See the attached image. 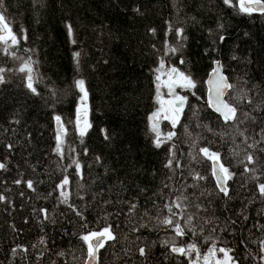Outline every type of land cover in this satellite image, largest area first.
Listing matches in <instances>:
<instances>
[{
	"label": "trees",
	"instance_id": "obj_1",
	"mask_svg": "<svg viewBox=\"0 0 264 264\" xmlns=\"http://www.w3.org/2000/svg\"><path fill=\"white\" fill-rule=\"evenodd\" d=\"M0 11L17 37L0 43V264H84L80 237L104 228L115 238L99 249L98 264H195L220 248L231 249L234 264L263 262L264 14L242 12L240 0H4ZM29 61L35 93L20 71ZM217 62L236 109L228 122L206 98ZM173 68L196 86H174L184 106L156 147L149 117L158 83L169 98L163 84ZM76 79L85 81L84 103ZM201 148L232 174L228 195ZM177 198L174 223L165 225V205ZM190 244L198 252L171 250Z\"/></svg>",
	"mask_w": 264,
	"mask_h": 264
},
{
	"label": "snow or ice",
	"instance_id": "obj_2",
	"mask_svg": "<svg viewBox=\"0 0 264 264\" xmlns=\"http://www.w3.org/2000/svg\"><path fill=\"white\" fill-rule=\"evenodd\" d=\"M225 4H230L231 0H224ZM4 7V0H0V10H2ZM240 10L242 12H247L251 14L253 11H259L262 14H264V2L262 0H249L248 4L245 3V0H240ZM154 31V30H153ZM68 32L69 35H72V28L71 26L68 27ZM178 34H180V31L178 30ZM11 41L12 45H15L17 43V37L13 34L12 29L9 27L7 21H6V16L3 14V11H0V43H3L5 45H8V42ZM75 42V41H73ZM5 51L7 52V47L5 48ZM174 52L175 49H172ZM79 57L80 53L75 52L73 53V59L76 63L77 68H79ZM33 61L26 62L23 67L20 68L21 72H27V87L29 90H31L33 93H35V88L33 87V67L32 64ZM218 65V62H217ZM161 68H163V63H161ZM159 71V70H157ZM171 73H176V69L173 68L170 70ZM216 75L219 77V80L217 82L218 87H217V102L214 103L212 100V97L210 96L209 98V105L210 107H213L214 110L218 113H220L221 116H223L225 122H228L230 120H234L236 118V109L229 104L223 102L222 100H219V96L222 95L223 93L220 91L221 87L222 88H230L231 85H229L225 78L223 76H219V65L217 68L214 70ZM0 72H3V69H0ZM180 79L183 81V86L188 87V88H195L196 84L194 80L190 77L187 76L183 73H176ZM156 81H160V76H156ZM4 79L3 76H0V83H3ZM75 88L78 89V91L82 94L80 99L81 102L84 103L87 100L88 92L85 86V81L84 79H76L74 81ZM161 85L158 83L157 84V100L160 99L159 96V90H160ZM169 93H172V88L169 87ZM186 98L184 97H175L173 101H169V104L172 106V111H173V118H172V126L175 127L176 123L179 119V112L183 109L184 106V101ZM178 102V103H177ZM78 113L80 109H77ZM159 115V112L153 113L152 116L149 117V121L151 124V130L155 133L156 135V141L155 145L156 147L160 146V132L158 130V124L155 122V118ZM165 118H168L166 115ZM57 124L60 126V128H63V125L60 124V117H56ZM90 127V125H88ZM87 128H84L80 131V135L83 136L86 132ZM174 133L169 132L167 135V139H171ZM107 138V137H106ZM57 140V145H56V152L61 153V145H62V137L60 132L57 133L56 136ZM251 147V145H249ZM200 152L207 158L211 159L213 161V175L216 177L217 181V186L220 188V190L225 194L228 195V188L226 186V181L231 178V173L229 172L228 168L224 167L222 164H219V155L217 153H212L209 152L207 148H201ZM248 163L253 162V157L249 155L247 157ZM74 164H76L77 172H79L80 166L77 162L73 161ZM218 165V167H217ZM166 167H171V161L168 162ZM5 165L3 163H0V169H4ZM245 171H251V169H248L247 167L245 168ZM196 178L202 179L203 177L197 176ZM15 183L19 184L21 181L17 180ZM69 183L68 178L65 177L62 184L59 185L58 187L63 188ZM27 187L32 188L33 184L31 181L27 182ZM259 192L261 195H264V183H261L258 185ZM61 196L64 197V200L62 202L67 201V193L66 192H61ZM4 197L0 196V201H3ZM165 207L168 209V212L170 213L169 217H166L162 223L165 225H172L174 221L171 219V216L176 215V213L173 212V207L180 208V203H179V198H177V201L172 202V206L165 205ZM132 208H135V205H132ZM44 211V210H41ZM79 214V213H78ZM174 230L176 232L177 236H183L185 235L184 230L181 228L179 223H175L174 225ZM81 240L84 241V243L88 247V257H89V262L91 264L92 261H95L97 259V253L100 248L104 246L105 239H114L115 237L113 236L111 230L109 228H104L103 231L100 232H90L87 235H83L80 237ZM103 238V239H102ZM41 243H43V240H41ZM262 244V250H264V241L261 242ZM173 252L181 254V255H186L190 251H197V246L195 244H190L188 245V248L185 249L183 247H173L171 249ZM15 252V249L13 250ZM140 255L143 256L145 254V249L141 248L140 250ZM219 252L223 253L224 259L222 261H218V264H230L232 261V257L229 255L231 249H225V248H220L218 249ZM210 254H215L214 249H209ZM205 260L208 259L207 256L204 257Z\"/></svg>",
	"mask_w": 264,
	"mask_h": 264
},
{
	"label": "rangeland",
	"instance_id": "obj_3",
	"mask_svg": "<svg viewBox=\"0 0 264 264\" xmlns=\"http://www.w3.org/2000/svg\"><path fill=\"white\" fill-rule=\"evenodd\" d=\"M166 81L167 83L163 84V86L165 89H167V91H169V87H171L172 93L171 94L169 93V98H165L163 91H160L159 92L160 99L159 100L156 99L157 107L153 112V113L159 112V115L155 118V122L158 124L159 132L162 126V121L165 119L164 115L166 110L163 104L165 103L170 107L169 101H173L174 98L177 96L181 97L177 93H174V86L176 88H184L183 81L180 79V77L176 73H171V71H168ZM153 113L151 114V116L153 115ZM205 256L208 257L207 260L204 259ZM223 259H224L223 253L221 254V256H218L216 254L213 255L208 252L205 255L197 256L195 260V264H218V261H222ZM230 264H233V262L231 261ZM261 264H264V260Z\"/></svg>",
	"mask_w": 264,
	"mask_h": 264
},
{
	"label": "water",
	"instance_id": "obj_4",
	"mask_svg": "<svg viewBox=\"0 0 264 264\" xmlns=\"http://www.w3.org/2000/svg\"><path fill=\"white\" fill-rule=\"evenodd\" d=\"M255 12H259V11H255ZM259 13H261V12H259ZM218 65H219V76H223L225 78L226 82L229 84L227 78L222 73V68H221V66H220L219 63H218ZM218 65H217V63L214 64V67H213L212 72L208 75V77H207V79L205 81V85H206V88H207V95H206V97H207V100H208V105H209V98H210V96L212 97V100H213L214 103L217 102V87H218L217 82L219 80V77L216 75V73H215L214 70L217 68ZM228 90H229V88H226L225 89V88H222L221 87L220 91L223 94L219 96V100H222L223 102L227 103L225 101V94L228 92ZM209 109L215 115L219 116L222 120H224L223 116H221L220 113L216 112L213 107H210V105H209ZM57 127H59V125ZM217 167H218V165H217ZM212 173H213V166H212ZM213 178H214V181H215L216 186H217L216 177L214 175H213ZM217 188H218L219 191H221L218 186H217ZM97 258H98V253H97ZM85 264H90L89 257L88 256H87V259H86ZM91 264H98V259H96L95 261H92Z\"/></svg>",
	"mask_w": 264,
	"mask_h": 264
},
{
	"label": "flooded vegetation",
	"instance_id": "obj_5",
	"mask_svg": "<svg viewBox=\"0 0 264 264\" xmlns=\"http://www.w3.org/2000/svg\"><path fill=\"white\" fill-rule=\"evenodd\" d=\"M171 112H172V114H173V111H172V110H171ZM172 114L170 113L169 110L166 109V115H167L168 117H170ZM172 116H173V115H172Z\"/></svg>",
	"mask_w": 264,
	"mask_h": 264
},
{
	"label": "bare ground",
	"instance_id": "obj_6",
	"mask_svg": "<svg viewBox=\"0 0 264 264\" xmlns=\"http://www.w3.org/2000/svg\"><path fill=\"white\" fill-rule=\"evenodd\" d=\"M58 125L56 124V127H57ZM58 133V132H57Z\"/></svg>",
	"mask_w": 264,
	"mask_h": 264
}]
</instances>
